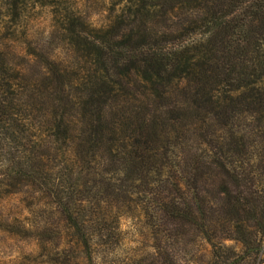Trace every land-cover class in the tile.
Listing matches in <instances>:
<instances>
[{
  "label": "trees",
  "instance_id": "obj_1",
  "mask_svg": "<svg viewBox=\"0 0 264 264\" xmlns=\"http://www.w3.org/2000/svg\"><path fill=\"white\" fill-rule=\"evenodd\" d=\"M11 196L34 264H264V0H0Z\"/></svg>",
  "mask_w": 264,
  "mask_h": 264
},
{
  "label": "rangeland",
  "instance_id": "obj_2",
  "mask_svg": "<svg viewBox=\"0 0 264 264\" xmlns=\"http://www.w3.org/2000/svg\"><path fill=\"white\" fill-rule=\"evenodd\" d=\"M51 10L49 8L35 9L27 21V33L29 38L36 35H44L48 33L52 27ZM94 20L103 19L101 15L94 17ZM27 215L18 196H11L4 200H0V221L4 223L18 218L23 219ZM1 227V225H0ZM121 229L124 234V248L129 252H133L138 244V237L135 232V226L132 221L122 220ZM37 247L33 241H25L21 238L11 237L0 229V264H30L38 262Z\"/></svg>",
  "mask_w": 264,
  "mask_h": 264
}]
</instances>
